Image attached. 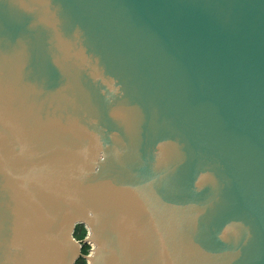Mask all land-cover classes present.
<instances>
[{"label":"water","instance_id":"95a60500","mask_svg":"<svg viewBox=\"0 0 264 264\" xmlns=\"http://www.w3.org/2000/svg\"><path fill=\"white\" fill-rule=\"evenodd\" d=\"M79 259L264 264V0H0V264Z\"/></svg>","mask_w":264,"mask_h":264},{"label":"trees","instance_id":"16d2710c","mask_svg":"<svg viewBox=\"0 0 264 264\" xmlns=\"http://www.w3.org/2000/svg\"><path fill=\"white\" fill-rule=\"evenodd\" d=\"M79 228V229H78ZM86 234H87V231L84 227H77L76 228V231L74 233V238L77 240V241H82L85 237H86ZM88 252H89V246L85 247L83 250H82V254L83 255H88ZM76 264H87L85 260L83 259H79Z\"/></svg>","mask_w":264,"mask_h":264},{"label":"rangeland","instance_id":"374dc122","mask_svg":"<svg viewBox=\"0 0 264 264\" xmlns=\"http://www.w3.org/2000/svg\"><path fill=\"white\" fill-rule=\"evenodd\" d=\"M91 249V247L89 246V250ZM88 254H89V252H88Z\"/></svg>","mask_w":264,"mask_h":264},{"label":"flooded vegetation","instance_id":"af4514ba","mask_svg":"<svg viewBox=\"0 0 264 264\" xmlns=\"http://www.w3.org/2000/svg\"><path fill=\"white\" fill-rule=\"evenodd\" d=\"M78 229H79V228H78ZM85 247H87V246H85ZM85 247H84V248H85ZM84 248H83V249H84ZM83 249H82V250H83Z\"/></svg>","mask_w":264,"mask_h":264}]
</instances>
